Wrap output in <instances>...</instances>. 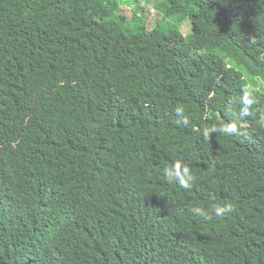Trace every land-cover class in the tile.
<instances>
[{
  "label": "trees",
  "instance_id": "trees-1",
  "mask_svg": "<svg viewBox=\"0 0 264 264\" xmlns=\"http://www.w3.org/2000/svg\"><path fill=\"white\" fill-rule=\"evenodd\" d=\"M157 1L0 0V264H264V0Z\"/></svg>",
  "mask_w": 264,
  "mask_h": 264
},
{
  "label": "rangeland",
  "instance_id": "rangeland-1",
  "mask_svg": "<svg viewBox=\"0 0 264 264\" xmlns=\"http://www.w3.org/2000/svg\"><path fill=\"white\" fill-rule=\"evenodd\" d=\"M117 1L118 8L115 12V17L112 19L129 31L136 32L141 26L145 25L148 30H152L156 27L162 30L178 28L185 38L193 34L192 19L190 16L183 19L178 15L164 16L161 11L154 7L152 0ZM161 1L162 0H158L155 3L158 4ZM136 2L140 3V5L135 12Z\"/></svg>",
  "mask_w": 264,
  "mask_h": 264
},
{
  "label": "clouds",
  "instance_id": "clouds-1",
  "mask_svg": "<svg viewBox=\"0 0 264 264\" xmlns=\"http://www.w3.org/2000/svg\"><path fill=\"white\" fill-rule=\"evenodd\" d=\"M163 175L165 179L170 183L171 182L178 183L183 188L190 187L189 181L191 180V176H190V173L187 167H184L183 172H181L180 166L178 164L173 165L170 168L166 167L163 170ZM230 211H231L230 207L220 206V205H213L208 210H205L200 207H196L192 209V212L194 215L204 217V218H208V215L210 212H214L217 215H224L225 213L230 212Z\"/></svg>",
  "mask_w": 264,
  "mask_h": 264
}]
</instances>
